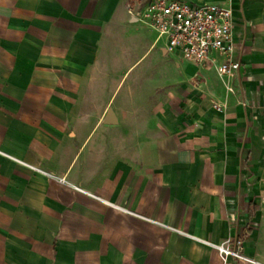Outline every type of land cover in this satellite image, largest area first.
<instances>
[{
	"label": "crops",
	"instance_id": "1",
	"mask_svg": "<svg viewBox=\"0 0 264 264\" xmlns=\"http://www.w3.org/2000/svg\"><path fill=\"white\" fill-rule=\"evenodd\" d=\"M149 2L0 0V264H264V0L231 1L232 92Z\"/></svg>",
	"mask_w": 264,
	"mask_h": 264
},
{
	"label": "built area",
	"instance_id": "2",
	"mask_svg": "<svg viewBox=\"0 0 264 264\" xmlns=\"http://www.w3.org/2000/svg\"><path fill=\"white\" fill-rule=\"evenodd\" d=\"M226 1L228 5L150 0L144 18L160 36L166 37L170 50L179 51L184 58L201 68L216 67L218 73L227 78V88L232 92L228 79L240 69L241 62L234 56L236 45L232 0ZM214 107L223 110L227 105L216 102ZM214 246L225 262L229 257H234L252 264H262L244 252L243 236H230Z\"/></svg>",
	"mask_w": 264,
	"mask_h": 264
},
{
	"label": "water",
	"instance_id": "3",
	"mask_svg": "<svg viewBox=\"0 0 264 264\" xmlns=\"http://www.w3.org/2000/svg\"><path fill=\"white\" fill-rule=\"evenodd\" d=\"M106 122L107 123L117 122V119L115 118L113 110H110L108 112Z\"/></svg>",
	"mask_w": 264,
	"mask_h": 264
},
{
	"label": "rangeland",
	"instance_id": "4",
	"mask_svg": "<svg viewBox=\"0 0 264 264\" xmlns=\"http://www.w3.org/2000/svg\"><path fill=\"white\" fill-rule=\"evenodd\" d=\"M143 65V64H142Z\"/></svg>",
	"mask_w": 264,
	"mask_h": 264
}]
</instances>
